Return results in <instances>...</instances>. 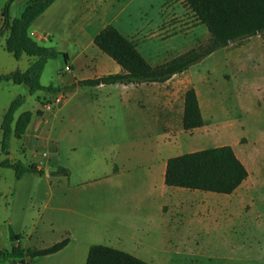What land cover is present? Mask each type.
Returning a JSON list of instances; mask_svg holds the SVG:
<instances>
[{
    "label": "crops",
    "instance_id": "crops-1",
    "mask_svg": "<svg viewBox=\"0 0 264 264\" xmlns=\"http://www.w3.org/2000/svg\"><path fill=\"white\" fill-rule=\"evenodd\" d=\"M30 1H13L10 6L11 21L20 18ZM131 2L132 0H56L43 14L32 21L28 31L29 37L37 45L50 47L53 44L59 52L67 55L65 67L70 68L72 81L68 82L67 85L62 83L58 86L46 85L43 83V70L40 84L43 87H61L62 98L57 104L52 103L49 108H45L39 118L34 119V116H32L27 131L30 130V133L34 132L38 136L44 127L49 126L47 130L53 132L55 137H47L45 140L51 142L55 154L65 151L77 157L81 155L94 157V152L100 150L102 152L106 151L111 158L108 169L105 168L107 170L106 177L95 175L87 183L83 181V183L75 184L70 183V178L64 177L66 181L64 191L67 194L71 193L75 188L86 184H96L94 189L98 187L99 189H108L109 197L103 196L90 200L68 197L65 199V204L68 205L67 208H55L58 211L73 213L75 218L78 216L80 219L67 229L70 237L68 239L69 242L59 253L67 249L72 241L78 239L82 245L80 254H83L85 262L89 247L97 245L91 240L98 236L101 226L102 228L111 227L106 220V209L91 207V205L100 202L112 205L113 207L109 210L117 214L118 217H122L124 212H132L133 218L139 219L141 217L145 220L147 219L148 222H146L144 227H141L145 230L146 235H154L155 227L158 228L163 237L162 241L158 242L161 252H167V250L178 252V246L171 240L172 232L169 222L172 216L186 220L188 218V210H191L194 205H204V199L195 200L188 198V195L198 193L206 195L208 199H215L214 201H224L221 210L217 206L210 209H207L206 206L204 210L202 209V219L205 218L208 224L204 225L201 220L203 225H197L199 234L196 235L204 238L200 245H204V243H206L205 245L213 244L218 241L221 231L216 226L217 213L221 212L223 216V212L227 213L228 226L226 231L229 233L230 231H236V224L239 227L243 226V229L246 230L250 227L251 221H254L253 218L255 222H258L262 212H264L263 208L259 206L264 203V198L259 200L258 196V190L264 184V166L260 165L259 169L256 168L254 160L256 155L254 152H249L244 144V142L246 144L249 142L250 128L246 130V127L234 118L235 108L228 101L229 92L232 90L229 85L234 83L237 77L234 65L237 63L240 66L242 63L240 55H234L231 51L245 47L248 44L256 47L261 45L264 48V39L254 40L251 37L248 38L251 40L238 47L231 48L229 46L217 50L201 62L172 75L164 82L81 86L79 82L84 80L124 73L119 65L95 47L93 40L109 24L113 25L123 37L129 40L138 39L144 33L142 30L147 27H126L118 19L120 13L124 12ZM5 5L0 7V12ZM60 6L67 7L65 16L61 19V24L67 32V39L61 44L66 43V46L71 48L72 51L59 47V43L55 41L53 31L40 24L45 17L59 10ZM108 12L117 14L109 20L107 19ZM3 22V18L0 17V29L3 27ZM157 25L151 29H157ZM8 37L9 31L0 34V76L16 71L24 72L34 61L33 57H29L26 54H22L19 59H15L12 53L5 49ZM51 37L53 41L49 40ZM82 37L85 39H82ZM173 39H167L163 41V44L165 42L168 44L170 41L172 43ZM155 40L159 42L158 39ZM155 40L137 43V51L152 68L187 52L179 51V53L174 55H167L170 58H160L161 53L159 54L155 48L149 47V45L156 42ZM218 53H222L219 58H217ZM211 59H213L214 64L220 63L224 68L221 76L222 82L210 77V72L207 68H197L198 65H203V63ZM7 83L11 82L1 83L0 89ZM24 87L25 94L30 96L29 89L25 85ZM65 88L70 91L64 93L63 90ZM245 88L250 94L251 100H259L258 97L261 91L264 93L263 85ZM189 89L195 91L203 119V126L191 132H184L182 125L184 96ZM45 93V98L50 100L59 92ZM17 96L19 94L11 97L10 101H7V105L1 106L2 118ZM64 111H68L69 118L59 117V114ZM236 111L240 112L239 109ZM17 112L14 115V121L22 113L17 114ZM199 131L207 138L220 142L214 147L230 146L236 158L245 167L248 176L233 193L221 195L171 188L164 184L168 159L180 156L172 155L173 149L178 146L181 137L193 135ZM53 133L51 134L53 135ZM4 159H1L0 162ZM6 159L10 162H21L14 159V155H10V150ZM31 164L36 165L37 170L41 171L48 168V163H45L44 166H40L36 162ZM101 165L95 159H89L84 172L99 170ZM25 175L17 181H22ZM45 177L48 180L50 179L49 172L46 173ZM57 178L59 182L62 180L60 177ZM126 190H128V196L124 197L123 193ZM176 191H182L181 193L184 196L182 200L177 201L171 198ZM46 193L48 195L47 206L53 200L54 194L50 185H48ZM240 194L243 195L238 196ZM76 206L80 207L77 208ZM81 218L86 219L87 225L82 224ZM193 218L199 217L191 215V220ZM156 220L158 223H155ZM240 221L242 223L239 224ZM111 229L115 231V236L123 235L122 231H119L116 227H111ZM227 232L224 233L223 231L222 234H227ZM16 245L20 244L17 243L13 246ZM112 248H120L118 250L127 253L126 250L121 249V246Z\"/></svg>",
    "mask_w": 264,
    "mask_h": 264
},
{
    "label": "rangeland",
    "instance_id": "rangeland-1",
    "mask_svg": "<svg viewBox=\"0 0 264 264\" xmlns=\"http://www.w3.org/2000/svg\"><path fill=\"white\" fill-rule=\"evenodd\" d=\"M6 2L7 0H0V7ZM66 10V6H60L59 10L45 17L40 24L53 31L55 41L59 43V47L72 51L71 48L66 46V43L61 44L67 39V32L61 24V19L65 16ZM116 14L108 12L107 19H112ZM118 19L126 27H147L142 30L144 33L133 41L146 43L158 39L160 43L155 40L156 42L154 41L155 43L149 45V47L155 48L159 54L161 53L160 58L174 55L179 51L188 52L199 46L201 47L199 52L203 53L213 46L211 37L205 27L196 22L181 0H132L127 9L120 13ZM156 24H158L157 29H151ZM171 38H174L172 43L170 41L168 44L167 42L163 44V41ZM82 39L85 38L82 37ZM251 39H264V33L260 32ZM251 39L232 42L227 47H238ZM49 40L53 41V38L51 37ZM50 47L55 48L53 44ZM55 49L57 50V48ZM231 52L234 55H240L242 63L240 66L237 63L234 65L237 77L234 83L229 85L232 90L229 92L228 101L235 108L234 118L240 124H243L246 130L250 128L249 142L247 144L244 142V144L249 152L255 153V166L259 169L260 165L264 166V93L261 91L258 97L259 100H251L250 94L244 87L264 86V48L261 45L256 47L248 44ZM221 54L218 53L217 58ZM197 68H207L210 77L221 81L224 68L220 63L214 64L213 59L207 60L203 65H198ZM70 81H72V74L65 69V61L62 57L47 61L43 72V83L58 86L61 83L67 85ZM69 91L66 89L64 93ZM16 94L26 96V101L17 114L28 111L34 116V119H37L42 115L46 105L52 104L60 98L62 92L60 91L50 100H47L45 92H37L28 96L25 94L24 85L4 84L0 89V122L2 119L1 106L7 105V101H10L9 99ZM238 109L240 112L236 111ZM59 117L69 118L68 111L62 112ZM48 128L49 126L44 127L38 136L28 130L24 137L11 139L10 155H14V159L25 165L36 162L38 165L44 166L45 163H48V168L43 170V175L28 174L25 175L22 181L18 182L11 169L0 167V250L9 251L17 243L23 249H40L58 243L62 239H69L67 229L80 219L78 216L75 218L73 213L58 211L55 208H67L68 205L65 204V199L68 197L90 200L110 196L108 189H99V187L94 189L96 184H86L75 188L71 193H65L66 181L64 177L70 178L71 184L83 183V181L87 183L95 175L106 177L107 170L105 168L108 169L111 158L105 150V152L100 150L94 152V157L85 155L77 157L65 151L55 154L51 142L45 140L47 137H55L53 132L47 130ZM218 143L220 142L207 138L199 131L193 135L181 137L178 146L173 149L172 155L214 148ZM1 159H4V156L0 150ZM89 159H95L96 162L101 163L100 169L84 172ZM58 167L65 168L68 173L64 174L62 168ZM57 170H60L58 175L54 174ZM47 172L50 174L49 180L45 177ZM57 177L62 180L59 182ZM48 185L52 187L54 194L53 200L46 206ZM181 192L176 191L171 198L177 201L182 200L184 196ZM123 196H128V190L123 193ZM258 196L259 200L264 198V184L259 188ZM188 198L204 199L205 202L202 206L194 205L191 210H188L186 220L172 216L169 222L172 232L171 240L178 246L179 253L168 250L167 252L160 251L158 242H161L163 237L159 229L155 227L154 235H146L145 230L141 228L148 222L147 219L133 218L132 212H124L126 215L123 214L122 217H118L117 214L109 210L113 206L105 202L91 205V207L106 209L107 223L111 227H116L119 231H122L123 235L115 236V231L111 227L102 228L101 226L100 233L91 241L97 245L121 246V249L148 264H264V212H262L258 222H255L253 218L254 221H251L250 227L246 230L243 229V226L239 227L236 224V231H230L229 233L226 231L228 226L227 213L223 212L224 216L221 215V212L217 213L216 226L221 231L218 241L213 244L205 245L206 243H204V245H200L204 238L196 235L199 234L197 225L208 224L205 218L202 219L204 208L207 206V209H210L217 206L221 210L224 201H214L215 199H208L206 195L198 193L188 195ZM59 202L61 203L59 204ZM259 206L264 210V203ZM76 207L79 208L80 206ZM191 215L199 218L191 220ZM81 219L82 224L87 225L86 219ZM201 220L203 224H201ZM155 223H158V221L156 220ZM240 223L242 222L240 221ZM223 231L227 234H222ZM10 234L19 236V241H12ZM81 246V241L77 239L72 241L68 248L60 253L28 260L26 264H85V258L83 254H80ZM18 263L16 259L0 262V264Z\"/></svg>",
    "mask_w": 264,
    "mask_h": 264
},
{
    "label": "trees",
    "instance_id": "trees-1",
    "mask_svg": "<svg viewBox=\"0 0 264 264\" xmlns=\"http://www.w3.org/2000/svg\"><path fill=\"white\" fill-rule=\"evenodd\" d=\"M14 0H7L0 12L3 27L0 34L9 31L5 49L15 59L22 54L33 57L34 61L24 72H14L0 76V84L11 82L23 84L29 89V95L36 92L56 93L59 87H43L40 77L48 60L67 55L54 47H41L28 35L32 21L43 14L56 0H31L19 19L11 21L10 6ZM191 12L199 25L205 27L211 37L213 46L201 53L196 47L166 63L152 68L137 51V42L123 37L113 25L105 26L93 40L95 47L108 56L123 70L121 75H108L92 80L79 82L81 86H97L109 84L160 83L172 75L180 73L201 62L211 53L227 47L232 42L243 41L254 35L264 33V0H181ZM64 92L66 91L63 90ZM25 96H17L5 111L1 125L0 150L5 157L0 167L11 169L15 178L20 180L25 174L43 175L36 165L25 166L21 162H10L9 155L12 138H21L30 125L32 114L22 112L16 121L15 113L24 105ZM183 130L191 132L203 126L199 104L195 91L189 89L184 96ZM67 174L66 169H62ZM60 170L54 174L58 175ZM248 174L242 163L236 158L230 146H220L183 154L168 159L164 184L171 188L187 189L229 195L233 193L247 178ZM12 241L19 236L10 234ZM69 240L62 239L43 249H23L20 245L11 250H0V262L10 259L18 260V264H26L28 260L47 257L64 249ZM85 264H148L124 251L104 246L92 245L87 252Z\"/></svg>",
    "mask_w": 264,
    "mask_h": 264
},
{
    "label": "built area",
    "instance_id": "built-area-1",
    "mask_svg": "<svg viewBox=\"0 0 264 264\" xmlns=\"http://www.w3.org/2000/svg\"><path fill=\"white\" fill-rule=\"evenodd\" d=\"M65 69H66L67 71L70 70V68L67 67V66L65 67ZM61 98H62V95H60V98H58L57 100H55L53 103H54V104H57ZM50 105H51V104H47V105H46V108H49ZM44 155H45V154H44Z\"/></svg>",
    "mask_w": 264,
    "mask_h": 264
}]
</instances>
